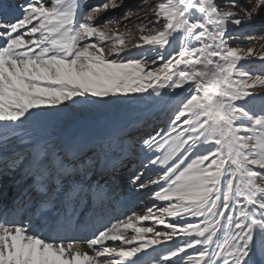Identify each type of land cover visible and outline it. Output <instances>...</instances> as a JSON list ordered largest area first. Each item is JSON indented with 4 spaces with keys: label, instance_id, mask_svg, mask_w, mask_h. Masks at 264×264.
Listing matches in <instances>:
<instances>
[{
    "label": "snow or ice",
    "instance_id": "6c2138e0",
    "mask_svg": "<svg viewBox=\"0 0 264 264\" xmlns=\"http://www.w3.org/2000/svg\"><path fill=\"white\" fill-rule=\"evenodd\" d=\"M121 6L24 0L13 11L0 0V130L15 135L78 105L163 103L173 113L167 139L142 141L161 152L148 161L159 173L130 181L157 186L152 199L161 204L88 239L67 236L71 215L5 216L0 264H264V71L241 63L264 62V50L233 47L229 33L264 12V0H155L102 20ZM147 221L153 226H137Z\"/></svg>",
    "mask_w": 264,
    "mask_h": 264
},
{
    "label": "bare ground",
    "instance_id": "6f19581e",
    "mask_svg": "<svg viewBox=\"0 0 264 264\" xmlns=\"http://www.w3.org/2000/svg\"><path fill=\"white\" fill-rule=\"evenodd\" d=\"M4 2L12 6L13 11H18L24 0H4ZM251 38L262 40L264 35ZM261 43L262 41H259L258 45ZM121 107L129 119L121 127L113 129L109 133L108 140L104 142L97 138L96 133L100 129L111 128L112 121H115V113L109 110L89 114V116H93L89 119L94 120V132L89 137L88 143L81 149L82 153L87 152L92 147L102 152L109 144L115 143L123 135L136 132L144 123L151 129L154 127L157 128L156 130L162 129L163 125L166 124L164 117L171 112V107L151 100L137 101V99H133L122 104ZM81 113L82 111H79L78 114ZM79 117L83 116L74 114V119ZM2 124L3 122H0V125ZM68 124L66 122L63 127L53 129L50 124L41 123L36 130L33 127H27L24 130L16 129L15 135L9 133L7 136H4L0 130V156L3 157V162H0V168L3 169V173L0 174V217L7 216L10 221L31 219L35 222L38 218L56 216L63 219L65 215L72 213V226L67 230V236L76 239H88L98 229H102L106 225L110 226L117 220H124L133 211L143 214L149 205L156 204L159 206L161 204L160 201L152 199V190H158L157 186L153 185L151 189L137 190L134 195L122 197L120 201L115 203L114 207L111 206L109 209L103 207L102 210H99L96 203L107 198L103 191L107 187L117 190H120V186L122 187L120 175H112L111 171H107L99 176L96 182L93 177L94 170H90L86 175L76 177L74 173L80 167V163L69 164V160L74 157H68L65 161L60 159L61 151L68 152L62 139L63 131ZM73 126L72 128H75ZM42 148H47L46 156L40 152ZM38 152L40 155H37ZM22 156L24 163L17 168L16 166L20 164ZM42 156L44 159L38 164L37 161ZM97 156V154L93 156L87 168L96 166ZM12 161L16 162V166L12 168H15L13 177H10L8 164ZM54 168L58 169L57 172ZM131 168L136 167L132 166ZM122 169L126 170L127 167H122ZM66 172L70 178L64 176ZM126 176L125 180L129 181V186L134 187L130 182L133 176ZM143 179L149 180L148 171L143 173ZM12 189L13 193L10 194ZM139 195L140 197L136 199L135 196ZM25 200L28 203L26 202L25 208H23L22 204ZM171 219L173 218H166V221ZM188 219L191 220V217ZM152 223V221L137 222V226H148ZM160 227L159 230H164L163 225ZM176 239L180 241L183 238ZM107 243L113 244L111 241ZM81 247L82 250L92 254L86 244L81 245Z\"/></svg>",
    "mask_w": 264,
    "mask_h": 264
},
{
    "label": "rangeland",
    "instance_id": "374dc122",
    "mask_svg": "<svg viewBox=\"0 0 264 264\" xmlns=\"http://www.w3.org/2000/svg\"><path fill=\"white\" fill-rule=\"evenodd\" d=\"M82 2H86L88 5H100V4H103V3L107 2V0H82ZM238 2L243 4L244 6H248V4L251 3V2H254V0H238ZM142 3L145 4V5L146 4H150V3H155V0H123V6L117 8L115 10H111V11H108V12L104 13L102 15V20H110V19H113V18H115L117 20H120V19H122V17L124 16L125 12L129 8H136L138 5H141ZM138 15L142 16L143 13H138ZM241 15H243V13H241ZM133 21L136 22V23L139 22V21L135 20V17H133ZM123 23L127 24L128 21H123ZM247 25H249V26H247ZM110 26L115 28V24H112ZM120 31H124V28L122 27L120 29ZM229 33L235 37L234 40L230 41V43H231V45L233 47H243V48L253 47V48H255L257 50V52H259L261 50H264V38L262 40L254 39V42H251V43L249 42V38H251V37H256V36L260 37V36L264 35V12H261L253 20L245 22L244 24H242L240 26H232V25H230L229 26ZM134 35L138 36L139 33L138 32L134 33ZM94 39L95 38H93V40ZM259 41L260 42L262 41V43L260 45H258ZM135 43H136V40L133 39L130 42V46H131V44H135ZM132 51H133V54H135L138 50L133 49ZM241 63L245 64V66L248 67L252 71H256V72L264 71V62L260 61L256 57L249 58L248 60L242 61ZM258 91L259 92H264V89H258ZM132 95L133 94H129L130 97ZM130 100H133V99L132 98H125V99L120 100L117 103H112V104L78 105L74 109L65 111V112H63V113H61L59 115H53V116H51L50 118H48L46 120L34 123V124L29 125L27 127H33L34 130H36V129L39 128L41 123H45V124H50L53 129H57V128L63 127L66 122L70 123V121H73L74 120V114L75 115H79V116L81 115V116L86 117V118H91L93 116H89V114L90 115L93 114V113L97 114L98 112H104V111H109V110H112V111L120 110L122 112V114H124L125 117L126 116L128 117V115L126 113H124V110H123V108L121 106H122V104H125L128 101H130ZM79 111H82V113L78 114ZM87 116H89V117H87ZM169 116H170V120H171L172 117H173L172 110H171L170 113H168V117ZM170 120H166L165 121V123H167L169 121L168 126L170 125ZM164 125H163L162 129L160 128L158 130L163 132V129L165 127ZM24 129L25 128H23L22 130H24ZM168 131H169V128H168ZM154 135H156V134H153V136ZM173 135H175V134L173 133ZM157 139L162 142L163 139H167V137H165V134H164V135H162L161 137H159ZM152 153H153V151H151L147 155V157L149 159L152 158ZM154 153L161 154V152L157 151V150H154ZM43 159H44V156L40 157L38 159L37 163L39 164L40 162H42ZM23 161H24V159H23V156H22L21 160H20V164H18L16 167L19 168L24 163ZM14 169H11L12 171L10 170V173H9V175H11L10 177H13ZM12 193H13V189L10 190V194H12ZM30 199L28 200V202L30 201ZM0 205H1V203H0ZM185 218L188 219V217H185ZM192 219L193 218H191V220ZM193 222H195V220H193ZM139 226H142V225H139ZM150 226H153V223L149 224L148 226L144 225V227H150ZM156 227L158 229H161L160 225H156ZM128 234L129 235H133L134 233H132L131 230H130ZM177 238H179V237H177ZM119 243H120L119 241L116 242V244H119Z\"/></svg>",
    "mask_w": 264,
    "mask_h": 264
}]
</instances>
